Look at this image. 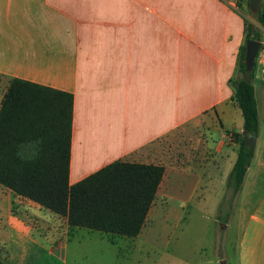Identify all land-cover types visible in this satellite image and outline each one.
<instances>
[{
    "label": "crops",
    "instance_id": "0c3cea01",
    "mask_svg": "<svg viewBox=\"0 0 264 264\" xmlns=\"http://www.w3.org/2000/svg\"><path fill=\"white\" fill-rule=\"evenodd\" d=\"M236 2L0 0V77L71 94L69 184L115 160L162 165L157 190L180 192L189 173L188 191L216 206L236 156L227 132H242L228 82L241 77ZM254 80L258 131L234 199V244L226 255L223 243L219 264H264V103ZM80 229L0 185L5 264H19L10 243L18 256L26 243L64 253Z\"/></svg>",
    "mask_w": 264,
    "mask_h": 264
},
{
    "label": "trees",
    "instance_id": "16d2710c",
    "mask_svg": "<svg viewBox=\"0 0 264 264\" xmlns=\"http://www.w3.org/2000/svg\"><path fill=\"white\" fill-rule=\"evenodd\" d=\"M236 6H244L250 13L247 0H237ZM251 16L258 25L263 24L261 4ZM242 22L243 42L236 54L241 77L228 82L240 110L242 130L256 134L258 115L251 84L255 65L244 72V40L256 39L259 47L262 43L258 26L245 18ZM71 114L70 93L9 80L0 99V185L65 217L69 228L135 237L155 197L163 166L115 160L69 184ZM227 134L236 144L235 160L224 182L229 195L222 199L229 209L241 188L253 145L245 144L242 133Z\"/></svg>",
    "mask_w": 264,
    "mask_h": 264
},
{
    "label": "rangeland",
    "instance_id": "374dc122",
    "mask_svg": "<svg viewBox=\"0 0 264 264\" xmlns=\"http://www.w3.org/2000/svg\"><path fill=\"white\" fill-rule=\"evenodd\" d=\"M260 4L264 9V0ZM242 11L243 18L258 26L260 39L264 41V22L258 25L248 11L244 8ZM262 50L264 44L259 47L257 54ZM254 69L257 80H254L253 85L261 110L264 91L260 92L259 85L261 80L264 82V66L255 65ZM7 83L0 77V99ZM179 178L183 179L182 185L174 186V189L179 188L180 192H164L159 187L144 224L135 237L80 229L66 242L64 253L60 249L48 253L47 244L40 247L26 243L30 250L18 256V250L10 243L11 258L19 264H219L217 255L222 257L224 252L230 255L234 244V201H230L232 207L229 209L222 203V199L229 195L224 187L218 203L213 206L214 203L200 197L205 196L201 190L188 191L192 179L189 173ZM189 195L191 200L186 202ZM223 243L224 252L221 250ZM7 256L0 245V261L6 262Z\"/></svg>",
    "mask_w": 264,
    "mask_h": 264
},
{
    "label": "water",
    "instance_id": "95a60500",
    "mask_svg": "<svg viewBox=\"0 0 264 264\" xmlns=\"http://www.w3.org/2000/svg\"><path fill=\"white\" fill-rule=\"evenodd\" d=\"M261 0H247L248 9L251 14L258 12ZM260 45V41L256 39L244 40V56L243 66L244 72L249 73L253 68L256 51ZM242 136L246 145H253L256 134L242 130Z\"/></svg>",
    "mask_w": 264,
    "mask_h": 264
},
{
    "label": "built area",
    "instance_id": "2783aa9c",
    "mask_svg": "<svg viewBox=\"0 0 264 264\" xmlns=\"http://www.w3.org/2000/svg\"><path fill=\"white\" fill-rule=\"evenodd\" d=\"M258 49H259V47H258ZM253 64L256 65L257 67H263L264 66V50L259 52V54H257V51H256V55H255Z\"/></svg>",
    "mask_w": 264,
    "mask_h": 264
}]
</instances>
